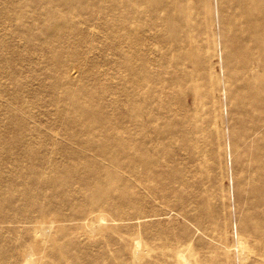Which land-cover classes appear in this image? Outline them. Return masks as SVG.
<instances>
[{
	"label": "rangeland",
	"instance_id": "obj_1",
	"mask_svg": "<svg viewBox=\"0 0 264 264\" xmlns=\"http://www.w3.org/2000/svg\"><path fill=\"white\" fill-rule=\"evenodd\" d=\"M147 1L120 0L117 10L116 0H0L2 153L13 157L22 152L18 147L6 154L22 138L24 143H32L39 158L49 155L58 163L57 167L48 166L45 184H36L32 173L19 179L13 161L6 164V169L0 154L4 168H0V196L12 201L0 212L25 216L45 206L58 208L66 216L68 220L58 235L65 258L55 260L56 252L52 251L43 264H122L124 241H131L138 252L147 246L144 264H154L151 261L162 250L159 237L164 233L186 244V254L192 258L181 256L186 263L264 264V202L253 196L248 185L256 167L254 151L242 157V146L235 155L226 150V145L240 141L243 128L250 129L254 120L242 115L241 110L252 107L253 96L264 86L259 50L255 43H249L248 50L259 60L253 62L254 69L246 64L250 56L245 53L226 62L221 54L223 38H216L210 47L203 40L208 20L205 0H182L175 11L172 31L159 25L150 12L160 0ZM210 2L217 11L216 29L220 30L224 6L220 0ZM209 53L221 83L219 95L224 103L220 105L214 102L211 86L203 78ZM193 62L200 68L201 81L189 76L196 69ZM260 79L263 83L258 84ZM197 95L203 100L201 111L210 117L198 125L194 116L192 123L183 115L193 108ZM215 105L224 113V123L218 121L220 127L215 123L211 127ZM16 121H24L26 126ZM222 129L220 162L213 155L204 158L207 153L203 151L217 150L215 132ZM75 136H133L150 143H155L157 137L165 147L156 159L164 168L163 175H186L191 185L179 184V189L186 191L189 201L178 196L162 199L161 190H153L146 183H135L128 189L132 179L119 169L115 170L119 177L113 185L102 188L97 198L91 196L77 182L80 173L67 168L87 165L85 159L63 150L65 146L78 149L70 142ZM4 137L15 140L1 144ZM258 145L263 149L264 136ZM184 151L201 155L195 158V153L191 159ZM235 156H240L239 163L234 162ZM13 178L18 185L6 183ZM156 191L160 195L152 194ZM23 193L30 198L25 206ZM112 194L121 196L120 203H115L120 204V213L115 215L119 221L108 223L106 232L97 235L93 230L97 225L90 224L94 221L79 217L92 203L108 200ZM129 197L134 201L125 204ZM200 201L204 205L199 206ZM168 208L171 214L164 215ZM185 212L188 217L192 214L200 219L186 221ZM238 223H244L247 229L238 230ZM254 227H259L257 235ZM9 228L20 232V240L27 239L32 229L27 224H10ZM233 239L236 246L230 247L224 257L225 247ZM17 240L9 233L0 239V264H15L10 258L17 255ZM259 243L263 246L258 252Z\"/></svg>",
	"mask_w": 264,
	"mask_h": 264
},
{
	"label": "bare ground",
	"instance_id": "obj_2",
	"mask_svg": "<svg viewBox=\"0 0 264 264\" xmlns=\"http://www.w3.org/2000/svg\"><path fill=\"white\" fill-rule=\"evenodd\" d=\"M205 2V9L208 14V20L205 24L206 31L203 33V40L205 44L210 47L212 41H214L216 38H218V40L223 38L224 41L222 43L221 54L223 55L222 57L226 60V62L229 61L233 56L245 53L250 56L246 62L249 68L254 69L253 62L259 61L258 58H260L264 64V0H220V3L224 6L222 7V20L219 21L222 25L220 30L216 29V21L218 18L217 11L213 10L210 0H205ZM180 3H182V0H160L156 2L155 6L150 8V12L153 13L154 17L157 18L156 20L159 25L164 24L167 28H169L170 31H172L174 27L173 22L175 11H177ZM119 7L120 0H116V9L118 10ZM249 43L256 44L257 49L259 50L258 58H255L254 53H252L251 50H248ZM199 49L200 48H197L196 50ZM217 50L218 56H220L219 48H217ZM210 57L211 54L209 53V57H207V73L205 75L203 74V78L207 80L206 85L211 86L212 95L215 97L214 102L216 105H220L224 103L222 101L223 99L221 95H219V92L221 91V83L219 74H216L214 71V64L212 63ZM192 64H194V68L196 69H194L189 76H191V79H194V81H201L202 77L200 76V68L197 66L196 62H193ZM257 83H263L262 79L258 80ZM195 87L201 89L199 85H195ZM251 101L252 107H245L241 110L242 115L254 119L251 128H243L240 141L231 142L230 145H226V150L233 152L235 155V153L237 154V148L242 146L244 151V153L241 154L242 157L247 155V153L251 154L254 151V163L256 164V167L250 173L248 185L251 188V193L253 196L257 197L260 203H263L264 145L263 149H260L258 142L260 141V137L264 136V86L255 93ZM216 105L214 110V118L211 116L213 119L211 127L214 125V123L220 127L221 125L218 122L219 120H222V123H224V113L222 110L217 109ZM202 107V97L197 95L195 96L193 108L186 109L183 112V115L184 117L190 118L192 123V118L194 116V123L198 125L199 121L210 119L207 114L205 115L201 111ZM132 119L133 117L130 118V122ZM16 123L23 124L24 127L26 126L24 121H16ZM1 131L2 129L0 130V134ZM222 132L225 131L222 129V131L218 130L215 132L216 141L218 143L217 150H211L208 152L203 151L204 153H207L204 155V158H207L208 155H213V158L220 162L221 139L224 138ZM19 140L21 141L16 147L8 148V151L6 152V154L12 153L14 152V148L19 147L22 152H17L14 155L16 156V159H14V156L12 157V155H3L2 152L5 153V145H0V154L4 157V159H2V164L6 166V169H8L9 166L6 164H11L13 161V164L16 166L15 171L19 174V179L21 178V180H23V178L27 177V174L32 173L36 175V184H45L47 182L46 178H49L48 173L50 172V168H48V166L52 165L57 167L58 163L55 162L56 158L51 159L52 157H49L48 155V158L41 159L39 158V153L34 151L32 143H24L22 138ZM13 141L10 139V137H4L1 144L6 142L9 144ZM70 142L71 144L77 145L78 149L70 150V147L65 146L63 150L72 153L78 159H85L87 165H84L82 168L79 166L80 169L77 166H69L67 167L68 171L77 170V173H80L79 180H77V182H80L82 188L86 189L93 197L97 198L102 188L114 184V181L117 179V177H119L118 173H115V170L119 169L121 172L129 174L132 179L127 185L128 189L134 187L135 183L140 185L146 183L153 190H161L162 199L171 200V197L178 196V198L182 199V197H184L187 202L189 201L185 195L186 191L179 189V184L189 187L191 185L190 179L182 172H173L170 177L163 175L164 168L157 162L156 159H158L160 155H163L165 147H161L160 144H162V142H158L157 137L155 139V143H150L148 140H140L138 138H134L133 136H130L128 139L122 137H111L109 139H84L77 138L75 136L70 139ZM197 147L200 148V145ZM180 151L182 152V150ZM174 152L175 151L171 152L170 154ZM185 153L188 154L191 159H193V155L195 153H197L195 158L201 155L199 152ZM97 157L99 159H97ZM239 159L240 156H235L234 162L239 163ZM200 165L201 162L199 161L198 166L200 167ZM0 168L3 167L0 165ZM256 182H258L260 185H252ZM6 183L9 185H18V180L13 178L11 181L9 180ZM116 190L120 189L116 188ZM152 194L155 196L160 195V193L157 191L153 192ZM23 198L25 200L23 206H25L26 202L30 201V198L27 197L26 193H23ZM120 198V195L116 196L115 194H112L108 200H100V202L92 203L90 206L85 208L84 214L79 218L82 220L94 221V223L90 224L97 225L93 229L95 234L102 236V234L106 232V226L108 223L119 221L116 219L115 215L120 213L118 208V205L120 204L115 203H120ZM115 199H117L116 202ZM144 199H146V197L142 198L141 200ZM132 201L134 200L130 199L129 197L125 204H128ZM11 203V200L6 201L2 198V196H0V208H3V205L8 206ZM202 205H204V202L200 201L199 206ZM179 210L180 209H178V211ZM171 212L172 209L168 208V211L165 212L164 215L171 214ZM185 215L187 216L186 212ZM187 217H185L184 220L191 221V218L193 217L196 218V221L200 219L198 215L192 214H189V217ZM67 220L68 219L66 216L55 207L47 208L45 206H38L33 214L27 213L25 216L20 214L10 215L0 212V239L3 238V236H5L7 233L13 235V237L15 236L18 239V245L16 249L17 255L13 258H10V261L15 264H43L52 251L56 252L54 256L55 260L59 261L62 258H65L63 257L64 249L58 241V235L62 231L61 225ZM193 223L199 229H201V226L198 222L194 221ZM10 224L31 225L32 229L29 231L27 239L20 240V236H18L20 232L18 233L16 229L9 228ZM228 227L229 223L226 221L225 228L227 229ZM247 227L248 226L244 225V223H238V230L240 231H244L247 229ZM204 228L206 227L204 226ZM253 229H256L254 233L257 235L259 233V227H254ZM201 230L206 233L205 230ZM225 234L226 235H223L226 236L225 239H227L226 231ZM237 234L240 236L239 232ZM241 236H243L242 232ZM159 238L163 244L162 250L159 252L160 254L157 255V259L153 258L151 262H154V264H163V262L168 264H196V261L186 263L182 260L181 256H184L189 260L192 258L188 256V252L186 254V244L177 241L180 240L177 236L172 237L171 235L164 233L162 237ZM234 246H236L235 239H233L232 244L227 245L225 248L229 249L230 247ZM262 246L263 245L261 243L257 244L256 250L259 252L262 249ZM146 247L138 252V249L133 247L131 241H124L122 250L125 252V255H121L120 262L122 264H144L146 262L148 252V247ZM183 247L184 250H182ZM228 249L225 251V253H223L224 257L228 256V253L230 252V249ZM192 257H194L193 253Z\"/></svg>",
	"mask_w": 264,
	"mask_h": 264
}]
</instances>
